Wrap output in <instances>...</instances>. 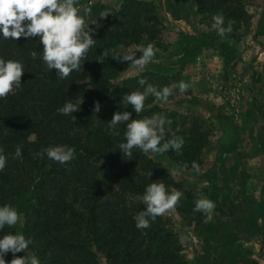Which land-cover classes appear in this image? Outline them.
I'll list each match as a JSON object with an SVG mask.
<instances>
[{
    "label": "trees",
    "instance_id": "trees-1",
    "mask_svg": "<svg viewBox=\"0 0 264 264\" xmlns=\"http://www.w3.org/2000/svg\"><path fill=\"white\" fill-rule=\"evenodd\" d=\"M83 1L86 0L79 3ZM190 1L203 28L210 18L223 15L225 26L231 21L233 27L225 36L239 38L236 32L240 20L247 19L244 0ZM105 11L109 15L101 19ZM80 14L89 21H98L90 25L96 42L82 61V69L67 79H59L55 71L43 66L38 42L24 38L0 41V57L18 59L25 65L22 87L0 99V147L8 156L7 166L0 172V206L10 204L22 214L21 233L33 240L25 254L35 253L41 264H98L97 253L109 264H184L178 259V241L165 229L160 216L143 230L135 227L134 220L143 210L140 197L148 184L162 181L167 188H177L179 184L146 153L134 150L131 157L123 156L118 144L123 142L125 125L119 126V136L110 134L108 127L114 113L131 112L121 101L129 92L142 90L139 79L146 78L161 87L170 84L172 78L147 72L108 91L110 81L129 63L116 58L121 56L118 47L152 41L158 46V13L145 0H124L118 9L92 4L81 9ZM191 39L183 37L180 52L187 49L192 55L204 47L195 51L190 47ZM69 99L80 105V110L72 116L57 114ZM95 101L101 105L99 113L93 111ZM156 102L149 97L144 111L133 112L131 118L166 115L172 121L166 138L181 136L185 144L181 153L169 151L163 155L184 169L193 168V163L199 165L208 142V128L203 125L205 131L199 130L197 119L153 105ZM179 127L181 131H177ZM59 144L75 149L76 158L68 165L35 155ZM17 146H22L21 157L15 156ZM114 159L118 168L114 174L101 173L98 165L102 162L103 167L109 166ZM17 231L15 226L5 227L0 235ZM5 259L10 262L12 254Z\"/></svg>",
    "mask_w": 264,
    "mask_h": 264
},
{
    "label": "rangeland",
    "instance_id": "rangeland-1",
    "mask_svg": "<svg viewBox=\"0 0 264 264\" xmlns=\"http://www.w3.org/2000/svg\"><path fill=\"white\" fill-rule=\"evenodd\" d=\"M123 1L86 0L79 7L81 11L86 6L99 4L118 9ZM145 1L153 4L161 21L158 46L152 41L160 52L143 71L129 67V62L110 81L108 91L147 72L172 78L170 84L180 80L190 84L186 93L180 94L177 90L167 103L153 105L197 119L199 130L205 131L203 125L208 128V142L201 152L203 161L198 168L184 169L170 157L146 153L148 159L158 163L179 184L177 188L167 189L183 193L175 209L160 216L165 229L178 241V259L184 264H264V0L243 1L247 19L238 22L239 38L218 36L213 18L203 28L190 0ZM182 18L189 27L198 24L194 30L196 36L192 34L193 29L187 30L188 26L181 24ZM183 37L192 38L190 47L195 51L201 46H207L206 50L219 48L224 53L223 60L220 54H211V51L210 54L201 51L196 56L199 59L196 54L188 55L187 49H182L187 54L180 52L178 47L183 46ZM135 46H120L117 53L135 52ZM136 55L139 58L142 53ZM222 63L227 66L223 67ZM220 66L225 76L219 79L215 75L216 80L209 82L206 76L219 71ZM253 67L255 72L260 71L261 78H251ZM230 69L235 74L232 78L226 75ZM242 76L248 78L244 80ZM213 84L217 87L215 91ZM207 88L215 93L214 101L198 94ZM116 162L117 159L111 160L104 167L101 162L98 165L101 173L114 174L113 170L118 169ZM202 198L215 203L212 213L193 211L195 201ZM22 226L20 213L15 225L18 233ZM97 258L98 264H109L99 253Z\"/></svg>",
    "mask_w": 264,
    "mask_h": 264
},
{
    "label": "clouds",
    "instance_id": "clouds-1",
    "mask_svg": "<svg viewBox=\"0 0 264 264\" xmlns=\"http://www.w3.org/2000/svg\"><path fill=\"white\" fill-rule=\"evenodd\" d=\"M108 12H101L100 18H105ZM213 27L218 36H225L233 31L229 21L225 26L223 15L213 17ZM97 20L89 21L80 14L79 0H0V41L16 42L20 38L33 40L42 46L40 56L43 66L49 71H55L59 79H67L74 71L82 69V61L89 50L95 45L94 30L90 25H97ZM137 51L128 52L116 58L130 62L129 67L143 71L147 65L154 62L160 49L154 44L136 45ZM137 52L142 55L137 58ZM35 55V53H33ZM25 65L18 59L0 57V99L7 98L15 90L22 87V76ZM142 90L131 91L122 97V105L130 111H118L108 122L112 135L119 136L121 124L125 125L123 142L118 144V150L123 156L131 157L134 150L153 155H163L169 151L181 153L185 140L181 136L166 138V127L172 121L163 113H154L143 119H132V113L141 114L145 109L146 100L151 97L155 101L167 103L170 96L178 90L186 93L190 84L183 80L166 86L149 83L146 78L138 80ZM80 110L71 99L57 109V114L72 116ZM101 105L94 102L93 111L99 113ZM36 156H46L49 160L60 165H68L76 158L75 149L71 146L59 144L44 148ZM15 156H22V146H17ZM8 156L0 147V172L7 166ZM193 168L198 166L193 163ZM183 193L179 190L169 191L162 181L148 184L140 197L144 205L135 217V227L138 230L147 229L157 217L169 210H174ZM216 205L212 200L202 198L194 203V212L204 215L212 213ZM20 213L17 208L5 204L0 206V232L5 227L17 225ZM33 244L31 238L22 233L11 232L0 235V264H41L39 257L32 253L26 255V250ZM11 253L13 259L6 261L5 257ZM17 253H24L17 257Z\"/></svg>",
    "mask_w": 264,
    "mask_h": 264
},
{
    "label": "crops",
    "instance_id": "crops-1",
    "mask_svg": "<svg viewBox=\"0 0 264 264\" xmlns=\"http://www.w3.org/2000/svg\"><path fill=\"white\" fill-rule=\"evenodd\" d=\"M195 16H198V15H195ZM181 19V18H180ZM182 21H184V23H181V24H185V25H183L185 28H186V26H188V28H187V30H192V34L194 35V36H196V34H195V32H194V30H195V25L197 26L198 24H191L190 25V27H189V23H186L185 22V20L182 18ZM200 41V40H199ZM207 48L206 47H203V49L201 48V50L200 49H198L196 52H195V54L196 55H194L195 57L197 56V55H199L200 56V52L201 51H207V53H209L210 54V51L211 52H213V53H211V54H220L221 56H220V58H221V60H223V58H224V53L221 51V50H219V48H214V49H208V50H206ZM202 52V53H203ZM215 52V53H214ZM262 53V52H261ZM199 56L198 57H196L197 59H199ZM195 60V61H198V60ZM210 60V59H209ZM257 60H259V62L261 61V59H260V57L257 59ZM255 62V61H254ZM253 62V63H254ZM253 63H251V64H253ZM197 65H199V62H197ZM196 65V66H197ZM222 65H223V67H225V66H227V64H223L222 63ZM215 67H217V66H215ZM255 67H253V70L251 71V73H253V76L251 77V78H253V79H257V78H261L262 77V75H261V73H260V71H258V72H255V69H254ZM216 69V68H215ZM218 70L219 71H217V72H209L210 73V75H208V76H206V78H207V80L209 81V82H211L213 79H214V81L216 80L215 79V75L217 76V78H221L222 76H225L224 74H223V72L221 71L222 70V68H221V66L218 68ZM223 70H225V69H223ZM226 75H228L227 77H234L235 76V74H233V72L231 71V69H230V71H227V73H226ZM249 76V78H250V75H248ZM248 76L246 77V76H242V78L245 80L246 78H248ZM231 77V78H232ZM212 87H213V91H215V90H217V87L213 84L212 85ZM209 88H210V86H209ZM209 88H207V90H204L202 93H198L199 95H201V96H204L205 98H208V100H210V101H214L213 100V98H214V96H215V93L213 92V91H210V89ZM212 90V89H211ZM207 91L209 92L208 94H207ZM246 97H244V99H245ZM215 115L214 114H212V117H214ZM209 147H210V145H209ZM208 147V148H209ZM219 147H220V144H219Z\"/></svg>",
    "mask_w": 264,
    "mask_h": 264
}]
</instances>
